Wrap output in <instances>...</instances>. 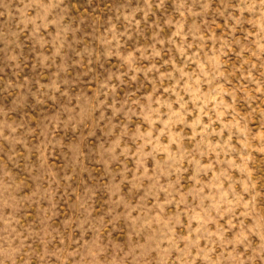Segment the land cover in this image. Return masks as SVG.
<instances>
[{
	"label": "clouds",
	"instance_id": "9594fccd",
	"mask_svg": "<svg viewBox=\"0 0 264 264\" xmlns=\"http://www.w3.org/2000/svg\"><path fill=\"white\" fill-rule=\"evenodd\" d=\"M63 3L31 0L29 5L33 34L51 48V57H60L74 39L65 16L57 13L64 11ZM166 3L126 0L115 8L87 63L82 56L77 61L87 73L96 71L94 63L111 64L106 77L80 86L85 92L54 83L48 86L47 100L39 101L55 104L58 97L66 98L63 120L74 128L91 118L110 125L111 140L104 149L109 159L101 165L109 169L110 187L106 195L93 197L104 199L106 210L81 201L83 216L74 220L67 237L50 221L43 227L24 223L31 214L29 202L40 193L21 187L14 175L22 155L17 146L26 150L37 129L0 113V142L9 149L0 155V264H264V81L241 77L246 82L236 87L230 73L221 75L228 72L223 59H216L239 63L231 49L264 64V0H172L170 12ZM205 5L223 15V40L205 50L200 47L205 40L196 34V47L189 49L191 32L169 35L188 16L199 18ZM158 11L163 15L149 23L147 18ZM145 25L155 37L129 46L134 33L145 35ZM179 48L182 56H177ZM192 89H200L195 104ZM197 114L201 121L207 119V128L203 122L190 127ZM221 125L226 136H220L217 148L210 141L216 140L213 127ZM53 129L59 131V123ZM213 152H219L215 159ZM209 162L211 169L205 167ZM211 171L221 173L218 180H209ZM52 177L56 179L54 171ZM217 184L223 186L217 189ZM197 213L201 219L193 227Z\"/></svg>",
	"mask_w": 264,
	"mask_h": 264
},
{
	"label": "rangeland",
	"instance_id": "374dc122",
	"mask_svg": "<svg viewBox=\"0 0 264 264\" xmlns=\"http://www.w3.org/2000/svg\"><path fill=\"white\" fill-rule=\"evenodd\" d=\"M125 2L126 0H64L61 5L64 11L58 9L57 13L65 16L64 23L72 29L74 39L71 44L65 46L60 57H51V48L44 47L39 36L33 34V24L30 22L33 10L29 7L31 0H0V113H4L7 120L25 128L34 123L37 129L36 135L28 138L26 150L22 146H17V151L22 155L17 161L18 171L14 172V175L20 180L21 187H31L40 193L38 199L28 204L31 214L25 218V224L32 223L37 227H43L50 221L52 227L67 237L74 229V220L83 216L81 201L99 205L101 212L106 210L105 200L93 197L106 195L110 187L106 180L109 169L101 166L109 159L104 149L111 140L108 131L110 125L107 123L101 125L95 118H91L78 128H74L72 123L63 120L68 104L66 98L58 97L55 104L39 101L47 100L48 86L54 83H60L62 88L67 87L70 92L75 88L85 92L87 89L80 86L87 84L90 79L99 81L106 77L107 72L112 69L111 64L104 66L103 61L94 63L96 71L87 73L84 67L77 65V61L82 56L84 63H87L89 52L95 47V38L106 25L107 17L114 15L113 10ZM132 2L136 4L138 0ZM139 2L142 3V0ZM216 2L218 3V0ZM171 4L172 0H167L166 11H171ZM196 11L199 12V8ZM159 15L163 13L158 11L156 17L147 18L149 23L151 19H158ZM180 19L177 13L176 20ZM144 28L145 35L134 33L133 39L127 41L129 46L155 37L150 28L147 29L146 25ZM181 29L192 33L187 37L189 49L196 47L192 43L196 34L205 40V44L200 45L201 48H205V45L211 48L212 43L224 38L223 15H218L215 8H208L205 5V11L199 18L193 20L188 16L184 23H177L169 35L178 36ZM41 34L47 36V33ZM208 37L212 39H207ZM163 43L162 40L161 44ZM229 51L240 62L217 57L218 61L223 59L224 67L228 68V72L221 71L222 76L230 73L229 78L236 87L246 82L241 77L247 79L255 77L257 81H264V64L250 62L242 52H234L231 49ZM183 53L184 49L179 48L177 56H182ZM192 55L193 52L189 51V56ZM175 64L176 61L173 60V66ZM230 65H234V68ZM165 67L168 65L165 64ZM217 67L220 65L217 64ZM199 69L203 71L204 64L200 63ZM164 76L165 73L162 71L160 78L164 79ZM184 87L186 92L190 90L188 84ZM221 88L227 91L223 84ZM199 92L200 89L190 91L193 104L200 99ZM84 99L87 97H83L82 102ZM191 115L193 113L190 109L189 116ZM220 115L223 116L224 113ZM54 122L59 123V131L53 129ZM201 122L206 128L209 126L207 119L201 121L197 114L190 122V127L195 129ZM213 135L216 140L210 143H215L219 148L220 136H226L223 125L220 128L213 127ZM8 152V146L0 142V155ZM212 155L215 159L219 152H213ZM4 163H7V160ZM205 167L211 169L213 165L209 162ZM53 171L56 173L55 180L52 177ZM220 174L219 171H211L209 180H218ZM222 186L217 184L216 188ZM208 187L211 189L213 184L209 182ZM45 189L49 191L45 192ZM55 216L63 219L56 221L53 218ZM221 218L223 222V214ZM200 219L198 213L194 215L192 226L196 227ZM212 222L216 223L214 220ZM123 235L124 231H121L120 236Z\"/></svg>",
	"mask_w": 264,
	"mask_h": 264
}]
</instances>
